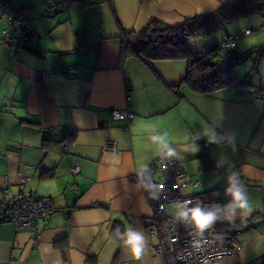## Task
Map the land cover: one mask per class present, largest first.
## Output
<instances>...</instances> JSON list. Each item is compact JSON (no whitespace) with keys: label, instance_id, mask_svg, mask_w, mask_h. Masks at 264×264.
I'll return each instance as SVG.
<instances>
[{"label":"crops","instance_id":"obj_1","mask_svg":"<svg viewBox=\"0 0 264 264\" xmlns=\"http://www.w3.org/2000/svg\"><path fill=\"white\" fill-rule=\"evenodd\" d=\"M1 1L20 7L33 22L30 43L16 56L0 41V206L26 187L56 211L38 221L36 235L1 221L0 264H168L154 252L153 240L135 260L110 234L117 222L122 231L133 227L146 235L152 209L132 175L160 155L149 139L153 128L168 133L181 167L200 181L193 193H211L222 205L230 200L225 193L230 168L215 170L214 158L221 152L229 156L252 210L218 223L255 216L240 226L241 249L223 264H264L262 61L250 68L255 76L248 72L247 82L236 81L235 73L229 86L199 94L181 83L184 60L156 61V72L135 56L121 60V30L135 45L153 19L176 26L236 0H71L62 9L48 6V0ZM3 27L0 20V38ZM112 107L134 113L127 127L112 117ZM209 126L235 132V148L203 139L193 146V133ZM107 139L117 143L116 153L102 149ZM75 162L77 175L70 172ZM20 175L28 179L25 184Z\"/></svg>","mask_w":264,"mask_h":264},{"label":"built area","instance_id":"obj_2","mask_svg":"<svg viewBox=\"0 0 264 264\" xmlns=\"http://www.w3.org/2000/svg\"><path fill=\"white\" fill-rule=\"evenodd\" d=\"M48 6L56 9L71 6L70 0H48ZM0 20L3 21L2 37L0 41L5 43L13 55L30 43L32 35V19L22 17L20 7H13L0 0ZM252 32L250 28L240 30L235 35L222 40L218 45V52L224 53L236 45L238 38L248 35ZM130 98L129 90L127 99ZM110 113H120L123 116V126L127 127L134 117V113L128 108L112 107ZM102 149L106 152L116 153L117 143L114 140H105ZM150 171H143L141 181L148 184L151 180L156 185H163L160 198L153 200L149 197L147 191L142 187L147 196L152 212L145 220L146 237L154 241L153 250L157 255L167 260L168 264H223L224 261L231 259L240 249L241 245L236 239V234L243 228L239 227L230 233H220L217 229L218 222L204 233L203 238L193 234L190 225L178 223L174 213L167 211V205H173L176 201L193 200L199 201L204 206H210L213 203L222 205L221 199L208 193L201 196L195 193L184 194L182 190L190 189L200 184L199 180L192 177L181 167L176 158L171 160L163 159L158 155L153 160L146 163ZM141 167L137 169L132 178L138 182V173ZM70 172L77 175L80 172V164L75 162L70 167ZM161 178L157 179V175ZM21 184L27 182V178L19 176ZM72 187H76L73 185ZM56 210L44 196L36 195L32 190L24 187L22 191L11 199L6 210L0 213L1 221L14 222L18 229H29L36 235L37 223L40 219L46 218ZM201 239L200 248L193 246V241Z\"/></svg>","mask_w":264,"mask_h":264},{"label":"trees","instance_id":"obj_3","mask_svg":"<svg viewBox=\"0 0 264 264\" xmlns=\"http://www.w3.org/2000/svg\"><path fill=\"white\" fill-rule=\"evenodd\" d=\"M254 14L264 15V0H236L222 5L214 11L187 17L176 26L153 19L138 33L135 45L131 44L128 33L121 30L124 41L121 60L127 55L135 56L154 72H156L154 68L156 61L184 60L186 66L181 83L186 84L193 92L210 94L233 83L235 68L241 55L235 46L224 53H219L217 48L221 41L207 46L204 41H201V38L224 30L230 22ZM254 51L257 52V58L251 70L256 67V63L260 60L259 57L264 55V46L253 47L247 52L251 54ZM245 82L247 81L243 80L239 83ZM205 160L204 156H200L202 163ZM5 210L6 207L0 206V213ZM254 216L235 224L218 223L217 229L220 233L225 234L233 232L243 224H251ZM116 226H119L117 222L111 228V236H113L112 233ZM87 261L94 263L96 259L93 256H88Z\"/></svg>","mask_w":264,"mask_h":264},{"label":"clouds","instance_id":"obj_4","mask_svg":"<svg viewBox=\"0 0 264 264\" xmlns=\"http://www.w3.org/2000/svg\"><path fill=\"white\" fill-rule=\"evenodd\" d=\"M113 118L123 119V116L120 113H114ZM149 139L157 146L163 159L171 160L180 157V153L172 146L166 131L160 132L153 128ZM191 139L195 147H199L197 142L201 139L205 140L208 145H216L218 147L228 145L233 149L236 146L235 132H220L211 126L193 133ZM214 159L215 170L224 168L225 165L230 168L226 176L227 187L225 188V193L230 197V200L224 205L213 203L210 206H204L199 201L189 199L176 201L174 205L175 220L178 223L190 225L193 234L201 238H203L204 233L211 229L218 221H234L237 217L248 215L252 210L246 187L241 180L239 171L231 164L229 156L221 152V154ZM115 162L118 161H114V163ZM143 171H150V169H148L147 165L141 167L138 173L139 185L148 192L151 199H159L160 195L158 194L163 190V185H156L151 180L148 184H143L141 181ZM112 235L113 238L123 242L133 259H142L148 247V238L142 231L133 227H128L122 231L120 226H116ZM201 245V239L193 241V246L195 248H200Z\"/></svg>","mask_w":264,"mask_h":264},{"label":"rangeland","instance_id":"obj_5","mask_svg":"<svg viewBox=\"0 0 264 264\" xmlns=\"http://www.w3.org/2000/svg\"><path fill=\"white\" fill-rule=\"evenodd\" d=\"M244 28H250L252 30L251 34L245 35L243 37L238 38L235 48L240 52L241 59L239 63L236 65V81L243 80L245 75L248 72L252 73V77H254V71H251L254 61L257 58V52H253L249 54L247 51L249 49H253V47L264 46V15L254 14L250 15L233 22H230L226 25L225 30H219L211 33L210 35L201 38V41H204L207 46H211L225 33H231V35H235L238 31L243 30ZM261 62V72L264 73V55L260 56ZM259 61V62H260ZM199 186V185H198ZM193 188L184 189V194L193 193ZM175 204L167 205V211L175 214Z\"/></svg>","mask_w":264,"mask_h":264}]
</instances>
